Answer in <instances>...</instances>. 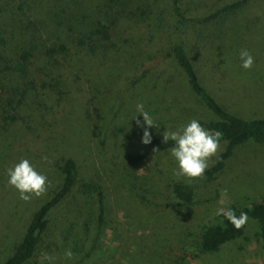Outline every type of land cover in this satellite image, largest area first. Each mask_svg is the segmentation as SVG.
<instances>
[{
	"label": "trees",
	"instance_id": "trees-1",
	"mask_svg": "<svg viewBox=\"0 0 264 264\" xmlns=\"http://www.w3.org/2000/svg\"><path fill=\"white\" fill-rule=\"evenodd\" d=\"M215 1L222 3L217 5ZM260 1L211 0L209 6L195 13L200 20L193 25L196 35L190 44L196 50H205L200 68L217 69L214 76L200 80L184 42L154 43L147 23L152 14L144 12L145 4L138 0H0V134L12 138L13 149L4 163L28 155L37 170H54L58 175L56 190L31 215L17 247L1 256L0 264H26L34 256L54 211L58 210L62 218L79 212L81 199L94 200L101 206L100 182L81 170V159L89 148H82V139L76 134L88 130L89 116L100 111L95 78L102 71L116 69L119 64L127 68L134 60L146 57L139 67H130L116 88L110 107L115 112L124 95H133L135 84L146 75L154 77L171 66L177 69L181 90L215 118L200 123L206 129L220 131V142H227L224 152L205 172L207 179L223 169L237 146L246 142L264 145V118L246 120L229 113L211 93L226 84L237 86L227 69L242 67L243 35L253 32L243 30L242 24L249 23L251 14L253 20L260 21ZM170 15L180 25L188 20V13L180 11L179 0H172ZM170 81L167 76L166 82ZM173 146V141L164 143L163 136H153L152 142L138 151L120 153L129 168H136ZM116 155L113 149V159ZM45 156L47 160L42 159ZM6 169L0 170V184L5 187L9 185ZM6 191L4 203L11 200L10 191ZM172 192L181 204L192 202L189 185L175 182ZM231 209L237 216L243 211ZM243 212L257 222L264 252V201ZM220 218V225L204 230L201 254L216 253L224 244L243 236V228L237 230L224 216ZM97 221L100 225L101 214Z\"/></svg>",
	"mask_w": 264,
	"mask_h": 264
},
{
	"label": "rangeland",
	"instance_id": "rangeland-1",
	"mask_svg": "<svg viewBox=\"0 0 264 264\" xmlns=\"http://www.w3.org/2000/svg\"><path fill=\"white\" fill-rule=\"evenodd\" d=\"M138 2L145 4L142 5L144 12L149 10L152 14L147 23L155 44L168 40L184 42L200 80L217 74V69L211 66L200 68L205 50H196L190 44L196 35L193 25L200 20L195 13L209 6L211 0H179L180 11L188 13V20L182 25L170 15L172 0ZM215 3L220 5L222 1ZM258 5L262 6L259 7L260 16H263L260 21L253 20L251 14L247 20L249 25L242 24L243 30H253L243 35L245 44L242 47L254 57L253 67L247 70L228 68L237 86L226 84L216 89L215 94L210 90L227 112L246 120L264 118V0ZM145 60L146 57H141L127 68H120L119 64L116 69L99 73V78H95L98 79L95 94L100 111L89 116L88 130L83 133L78 130L76 134L82 139V148H89L81 159V170L90 179L100 182L101 206L94 200L81 199L79 212L62 218L58 210L54 211L49 215V223L34 256L26 264H49L43 259L45 255L54 256V264H264L259 227L250 215L241 238L224 244L216 253H200L204 230L221 224L218 209L251 211L264 201V145L246 142L237 146L223 169L211 179L205 174L193 180L174 175L178 164L169 151L136 168H129L124 162L120 152L131 153L144 146L143 129L136 125V119L143 121L137 104L142 103L153 118L156 127L149 129L152 137L175 131L191 119L199 122L215 119L203 105L181 90V79L174 66L154 77L146 75L135 84V93L127 92L118 109L111 111L119 83L133 67H139ZM167 76L170 83L166 82ZM11 144L12 138L1 133L0 170L12 167L22 158L34 164V159L28 155L10 158L4 163V158L13 154ZM226 146V141L220 142V149L209 160L208 169ZM113 149L116 159L112 157ZM44 174L50 182L47 192L29 202L20 200L14 187L2 186L0 182V260L17 247L31 215L56 190L58 175L54 170ZM175 182L192 188L190 204H181L175 198L172 192ZM223 189L228 190V199L221 202ZM6 190L10 191L8 203L2 200L7 195ZM100 214L102 221L98 225ZM69 249L72 258L65 256Z\"/></svg>",
	"mask_w": 264,
	"mask_h": 264
},
{
	"label": "clouds",
	"instance_id": "clouds-1",
	"mask_svg": "<svg viewBox=\"0 0 264 264\" xmlns=\"http://www.w3.org/2000/svg\"><path fill=\"white\" fill-rule=\"evenodd\" d=\"M240 59L244 69H251L255 59L248 50L240 52ZM137 111L143 117V121L136 119L137 127L143 129L142 143L148 145L152 142L150 128L156 127L153 118L145 111L144 105L137 104ZM222 133L216 130L206 129L197 119H191L186 124L178 127L175 131H165L163 142L169 140L174 142L170 148V155L178 164V169L174 170V175L184 176L189 180L203 178L209 167V160L215 156L220 149ZM47 160V157H42ZM9 177L8 184L19 192V199L25 202L31 201L33 197L44 195L49 187V180L46 174L37 170L36 166L27 158H22L18 163L7 169ZM228 199V190L221 192V202ZM217 215L224 216L235 229H242L249 221L246 212H241L239 216L231 208H220ZM67 258H72L73 253L69 249L65 252ZM44 260L49 264H54L55 257L45 255Z\"/></svg>",
	"mask_w": 264,
	"mask_h": 264
}]
</instances>
